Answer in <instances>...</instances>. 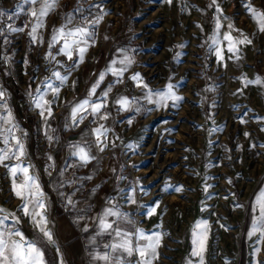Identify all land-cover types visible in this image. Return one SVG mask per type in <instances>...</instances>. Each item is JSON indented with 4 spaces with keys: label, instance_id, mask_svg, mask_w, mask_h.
I'll use <instances>...</instances> for the list:
<instances>
[{
    "label": "rangeland",
    "instance_id": "1",
    "mask_svg": "<svg viewBox=\"0 0 264 264\" xmlns=\"http://www.w3.org/2000/svg\"><path fill=\"white\" fill-rule=\"evenodd\" d=\"M17 2L1 0L0 11H9ZM94 3L109 23H128L137 46L133 70L147 85L146 99L152 92L166 91L168 84L178 85L174 91L183 98L168 101L167 107H157L147 99L145 112L122 125L115 150L123 172L119 178L124 176L120 204L144 230L159 234L156 264H199V258L192 255L193 230L204 227L201 223L197 228L198 221L207 222L204 264L264 261V241L255 254L259 234L248 235L259 215L257 197L264 191V31L247 11L251 4L264 12V0H216L222 13L208 7L212 0ZM221 15L226 17L221 20V36L231 23L240 30H233V37L247 36L252 43L238 45L237 53H229L228 42L222 41L224 60L218 63L215 48L210 51L209 45ZM177 53H183L179 60ZM24 56L23 47L14 57L0 55V86L5 87L9 78L12 86L28 90L27 82L41 71L42 58L40 54ZM31 57L32 68L23 64V58L29 63ZM257 79L260 83L245 85V80ZM6 99V95L0 99L3 117L10 111ZM12 117L13 133L25 143L21 123L32 126L34 122L20 119L16 112ZM9 139L7 147L15 143ZM4 147L0 137V148ZM6 163L14 165L16 160ZM18 177L20 183L23 175ZM13 179L0 166V208L5 210L0 216L14 213L32 222L12 191ZM152 208L155 211L149 214ZM45 214L48 217L47 210Z\"/></svg>",
    "mask_w": 264,
    "mask_h": 264
},
{
    "label": "crops",
    "instance_id": "2",
    "mask_svg": "<svg viewBox=\"0 0 264 264\" xmlns=\"http://www.w3.org/2000/svg\"><path fill=\"white\" fill-rule=\"evenodd\" d=\"M17 1L13 8L3 11L5 15L0 17V29H4L0 33V55L6 53L14 57L18 48L23 47L25 56L40 54L42 68L32 81L27 82L28 90L21 86H12L9 78L5 87H0L10 107L5 117L9 113L12 117L16 112L20 119L34 122L32 126L21 123L25 127L22 129L26 139L23 143L25 156L22 160L25 166H30L29 174L34 175L40 185L48 214L46 227L52 233L54 242H48L33 222L27 219H19V223H16L10 217L0 227L20 231L25 242L37 240L38 246L42 242L45 264H142L137 252L128 255L126 252L105 247L121 242V238L115 235L114 230L102 232L99 225V219L103 217L105 210L111 208L123 215L108 216L107 221L123 232L135 233L132 237L133 246L146 243L138 236L140 230H143L145 236L154 234L144 230L135 220V216L123 208L119 201L123 195L120 192L123 190L121 181L124 176L119 178L122 168L118 166L115 155L118 135L122 125L142 115L147 109L146 88L138 86V82L131 79L135 73L133 68L137 46L132 40L130 27L122 20L109 23L107 18H103L98 24L90 23L102 16L94 0H57L55 9L42 18L44 26L38 29L37 39L33 41L29 33L34 18L28 14L33 5L24 3V0ZM20 7L24 9L23 12L19 11ZM69 16L70 23L67 19ZM8 25L23 30L9 32ZM65 25L67 28L87 26L90 31L95 32L94 42L89 41L82 62H78V52L75 50L72 60L63 53L58 54L63 46L62 40L49 47L53 30ZM48 53L55 59L49 57ZM125 55L133 63L119 78V82H116L117 77L108 69L123 67L119 61ZM33 59L31 57V61L26 63V58H23V64L32 68ZM113 61L117 63L113 65ZM5 67L8 69L7 65ZM56 72L67 77L63 83L54 76ZM101 73H104V79L92 100L102 98L105 107L95 116L87 114L82 123L74 126L71 116L73 106L88 97L89 90ZM142 83L144 84L143 81ZM48 84L59 88L58 95H53L47 87ZM110 85L111 91L106 98L102 97V93ZM38 88L39 93L36 91ZM40 94L44 95L45 100L53 101L51 117H42L40 110L33 104L32 97ZM121 98L129 101L127 110L117 103ZM19 106L24 110L18 108ZM102 115H107V119H101ZM100 125L107 129V133L106 137L101 138L102 144H97L93 129ZM49 136L53 139L49 140ZM76 145L90 146L92 158L87 163H82L77 156L72 155ZM159 246L160 241L156 246V258L152 260V264H156ZM105 253L110 255V260L98 258ZM184 264L188 262L185 261Z\"/></svg>",
    "mask_w": 264,
    "mask_h": 264
},
{
    "label": "snow or ice",
    "instance_id": "3",
    "mask_svg": "<svg viewBox=\"0 0 264 264\" xmlns=\"http://www.w3.org/2000/svg\"><path fill=\"white\" fill-rule=\"evenodd\" d=\"M169 3L172 0H168ZM24 3H28L33 5V8L28 13L32 18H34V22L31 25V31L29 33L30 37L33 41L37 39L38 29L43 28V20L42 18L47 16L48 13L55 9L57 0H24ZM38 5V7H37ZM209 8H215L217 12L222 13V9L219 8V5L216 3V0H212V3L208 5ZM184 9H182L183 11ZM20 12H23L24 9L22 7L19 8ZM79 11V9H78ZM247 11H249L253 18L259 20V30L264 31V12L257 11L251 4L247 5ZM5 13L0 11V17H3ZM15 15V13H14ZM11 19V17H9ZM68 22H71V17H67ZM103 19L102 16L97 17L94 21L90 23L98 24ZM226 19V17L218 16L216 18V25L213 31V35L210 37L211 44L209 45L210 51L212 48H215V56L217 58V62H223L224 60V49L221 47L222 41H227V51L229 53H237L239 51L238 45L242 44H251L252 41L247 38V36H243V38H236L232 36V31H240L239 29H234V25L229 23L227 25L228 31L224 32L221 36V28L223 27L221 20ZM22 28H14L11 25L7 26V31L15 32L22 31ZM4 29H0V33H2ZM95 36L94 31H90L87 26L83 27H75V28H67V26H61L58 29L53 30L52 38L49 42V47H53L56 43L63 41V46L59 49V53H63L67 56L69 60L73 59V51L78 52V62H82L84 58V53L87 51V47L89 45V41H93ZM179 47H183L180 45ZM183 55V53H177L175 59L179 60V58ZM48 56L52 59H55L51 53H48ZM75 63V62H74ZM117 62L113 61L112 64L115 65ZM119 63L123 66L121 68H109L108 71L112 72V74L117 77V81L119 82V78L123 75V73L127 70L128 66L133 63V60L125 55ZM54 76L57 80L63 83L66 80V76L61 75L59 72L54 73ZM104 79V73H101L99 79L95 84H93L92 88L89 90L88 97L84 100L77 102L71 112L72 122L74 126H78L79 123H82L86 118L87 114H92L93 116L100 113L101 109L105 107V102L102 98H97L96 101L92 100V97L96 94V89L99 87V84ZM131 79L138 82V86L147 87L146 84L142 83V79L140 75L134 74ZM251 83H260V80L257 79L255 81L245 80V85ZM178 85L168 84L166 91H156L152 92L147 99L149 102L154 103L157 107H167L168 101L178 102L183 98L177 95L174 89ZM48 89H50L54 96L58 95L59 88L53 87L51 84L47 85ZM38 93L40 89L36 90ZM111 91V85L109 88L102 93V97L106 98L108 92ZM31 95V93H30ZM4 93L0 90V99H2ZM153 96L155 99L153 100ZM33 104L37 109L40 110L39 114L42 117H51L52 116V103L53 101L45 100L44 95H36L32 97ZM118 104L122 106L124 110L128 109L129 101L127 98H121L117 101ZM139 110V109H137ZM148 111H151L149 109ZM101 119H107V115H102ZM243 122V121H242ZM131 123V121H129ZM0 125H7V127L0 128V137L3 138V143L6 145L4 148H0V166L5 167L8 172L13 176L12 183V191L13 193L20 198L22 202V211L25 216H29L32 219L33 224L39 229V231L43 234V237L47 239L48 242H54L52 238V233L47 229V217L45 214L46 204L43 200V193L40 190V185L37 182V178L34 175L29 174V167L23 164L22 158L25 156L24 144L22 140L15 136L13 133V129L16 125L12 122V117L9 113L7 117L0 116ZM216 129H213L215 131ZM93 132L96 135V143L102 144V137H106L107 129L104 128L103 125L93 129ZM247 135V133H246ZM14 140L15 143L11 147H7L10 143V139ZM49 140H52L53 137L49 136ZM106 146V145H103ZM103 146L101 150H103ZM74 151L72 155L77 156L79 161L82 163H87L89 159L92 158L90 155V146L84 145L74 146ZM15 159L17 161L14 165H9L6 161H10ZM51 159V157H49ZM18 174L23 175V180L20 183L16 182V177ZM168 187H172L169 185ZM208 187H211L210 185ZM176 191H180L177 187ZM129 202L135 203L136 201L132 199V197H127ZM71 203V200H69ZM256 207L259 210V215L253 219L252 228L249 231V237L257 236L256 247L254 248V253L259 254L261 248L259 244L261 241H264V191L261 192L260 196L257 197V205ZM5 210L0 208V212H4ZM155 211L154 208L151 209L149 214H152ZM123 214L113 211L111 208L106 209L103 217L99 219V225L102 232H106L109 230H114L115 235L121 238V242L105 245V247H111L114 251H123L128 255H132L133 252H137L141 257L142 264H152V260L156 258V246L159 244V234H152L150 236H145L143 230H140L138 236L140 239L146 241L144 244L137 243L133 246L132 237L136 235L135 233H126L123 232L119 227L114 228V224L108 222L106 217L108 216H122ZM12 218L16 223H19V218L15 216L14 213L0 216V226L4 225L5 220ZM203 223L204 227L197 232L195 229L193 230V244L195 245L192 255L199 258V264H204V252L206 250V241H207V222H197V228L200 227V224ZM13 237H19V239H13ZM41 246H38L37 240L32 241H24L23 234L18 230H13L10 228L0 227V264H45L44 261V253L41 250ZM99 259H103L108 261L111 259L108 253H105L102 256L98 257ZM118 264V262H117ZM256 264H264V261L257 260Z\"/></svg>",
    "mask_w": 264,
    "mask_h": 264
},
{
    "label": "bare ground",
    "instance_id": "4",
    "mask_svg": "<svg viewBox=\"0 0 264 264\" xmlns=\"http://www.w3.org/2000/svg\"><path fill=\"white\" fill-rule=\"evenodd\" d=\"M167 155L172 157V159H174V162H179V157L175 153L169 152Z\"/></svg>",
    "mask_w": 264,
    "mask_h": 264
}]
</instances>
